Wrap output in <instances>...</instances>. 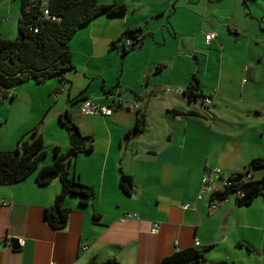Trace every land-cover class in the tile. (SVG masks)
<instances>
[{
  "label": "crops",
  "instance_id": "1",
  "mask_svg": "<svg viewBox=\"0 0 264 264\" xmlns=\"http://www.w3.org/2000/svg\"><path fill=\"white\" fill-rule=\"evenodd\" d=\"M100 1L123 3L127 11L101 15L80 28L69 43L73 69L15 88L11 102L4 104L25 103L26 109L16 121L9 109L3 122H12L6 137L11 147L42 117L38 133L45 144L48 125L55 120L64 129L59 118L68 113L79 132L91 138L92 148L76 151L66 169L93 189V198L81 206L77 196L68 195L66 226L56 230L45 212L61 190L58 178L40 185L31 174L0 185V264L109 259L160 264L175 251L205 245L212 248L203 264H264V194L245 206L229 197L214 209L209 194L197 199L206 171L218 168L227 178L245 172L254 159L264 161V0ZM20 5L21 0H0L1 37H16ZM134 28L143 33L136 48L123 54L111 47ZM208 32L217 33L209 44ZM226 50L227 75L209 79L210 69L222 73ZM196 55L194 64L188 57ZM201 68H206L202 79ZM193 85L212 97L206 108L202 98L184 93ZM168 86L180 92L165 91ZM116 99L137 109L79 112L86 102L114 105ZM138 119L144 126L136 131ZM70 134L54 135L51 149L66 154L72 148ZM122 174L132 177L129 195L119 185ZM250 174L251 180H263L264 166ZM185 203L190 207L184 209Z\"/></svg>",
  "mask_w": 264,
  "mask_h": 264
},
{
  "label": "trees",
  "instance_id": "2",
  "mask_svg": "<svg viewBox=\"0 0 264 264\" xmlns=\"http://www.w3.org/2000/svg\"><path fill=\"white\" fill-rule=\"evenodd\" d=\"M44 2L48 15L43 12ZM126 11V5L120 2L105 4L100 0H21L16 37L5 39L0 36V104L5 98L14 97L12 92L21 86L19 84L28 81L42 83L54 76L62 77L64 72L72 70L69 43L75 33L101 15L117 17L124 15ZM142 35L141 28L127 29L117 41L111 43V47L121 49L124 54L141 43ZM200 92L199 87L193 85L184 93L192 99L203 98L204 95ZM59 123L69 133L79 131L68 113L59 118ZM39 126L21 137L15 150H0V185L23 181L31 174H34L35 181L40 185L58 178L61 190L53 204L47 208L45 220L53 229L61 230L66 226L69 213V209L64 205L66 197L77 196L79 204L86 206L92 200L94 193L89 185L76 177L69 176L63 163L65 154H59L58 147H54L52 151L53 161L41 165L46 154L42 134L38 133ZM143 126V120L138 119L135 130L138 131ZM88 139L87 146L77 151L91 150L92 140ZM263 166L262 159L252 160L245 172L231 173L227 178L230 184L223 192L214 196L220 201L233 197L237 205H249L255 197L264 194V187L261 184L264 179L243 180L242 177L252 169ZM119 185L125 194H131L132 177L122 174ZM237 190H240L241 196L237 195ZM211 248V245H205L178 250L163 258L160 264L204 263L206 253ZM87 264H118V262L115 259L101 263L91 260ZM209 264L229 263L217 261Z\"/></svg>",
  "mask_w": 264,
  "mask_h": 264
},
{
  "label": "built area",
  "instance_id": "3",
  "mask_svg": "<svg viewBox=\"0 0 264 264\" xmlns=\"http://www.w3.org/2000/svg\"><path fill=\"white\" fill-rule=\"evenodd\" d=\"M34 1V0H32ZM46 3H43V12L45 15H48V9L45 7ZM217 33L214 32H208L205 34V41L206 43H209L211 40H213L216 37ZM165 91H172L175 93H179L180 89L178 87H172L168 86L165 88ZM212 97L204 96L202 98L201 106L206 108V106L210 105L212 103ZM122 108L129 111H133L137 109V105H134L130 102L122 101L120 99L114 100V105H100L95 102H86L83 105L79 107V112L85 115H93V114H105L109 115L113 112L115 108ZM228 178V177H227ZM221 176L220 169L213 168L209 171H206L205 174L202 177V185L199 194L197 195V199L202 198L203 193H207L210 195V208L214 209L219 203L227 200V198L223 201H220L215 197L214 195L219 192H223L224 188L230 184L228 179ZM243 180H249L251 178L250 173H245V175L242 177ZM237 195L241 196L240 190H237ZM190 207V204L185 203L183 205L184 209H187ZM129 216V215H126ZM157 231V224L154 225L152 228V232ZM19 246L23 245V241L18 240ZM50 264H56L54 262H51Z\"/></svg>",
  "mask_w": 264,
  "mask_h": 264
},
{
  "label": "rangeland",
  "instance_id": "4",
  "mask_svg": "<svg viewBox=\"0 0 264 264\" xmlns=\"http://www.w3.org/2000/svg\"><path fill=\"white\" fill-rule=\"evenodd\" d=\"M261 23H263L262 24V28L264 29V16L262 17V20H261ZM167 27L169 28V26H170V23L169 22H167ZM205 26H207V22H205ZM176 28H177V30L180 32L181 30L178 28V26H176ZM165 31H167L166 29H165ZM168 33V32H167ZM208 48V47H207ZM209 49H207V51H208ZM220 50V49H219ZM193 56H190V57H188L189 58V60H193V63L195 64L196 63V61H197V55L194 57V58H192ZM213 59V58H212ZM196 66V65H195ZM210 66H211V64H210ZM223 70H222V73L220 72V70L221 69H218V70H216L215 69V72H213V73H211V69L210 70H208V78L209 79H212V78H214V77H218L219 75H221V77H223V75H227L226 74V72H227V50H226V54H225V57H224V63H223ZM203 68V67H202ZM200 69V72L199 71H197V74L200 76V78L202 79L203 78V76L205 75V73H204V71H206L205 69ZM210 68H212V67H210ZM23 84V83H22ZM22 84H19V86L21 85L22 86ZM202 91L204 92V94H205V92H207V87H206V82H203V84H202ZM11 100H12V98H10V97H8V98H5L3 101H2V103L0 104V148H3V149H6V148H9V149H12V150H14L16 147H14V146H17L18 145V141H16L15 142V144L13 145V146H11V147H8V142H7V134H9V133H11L12 132V122H10L9 123V125H5L3 122H5V114L6 113H9V109H12V113H11V115H12V119H11V121H16V120H18V119H15V118H21L22 116H23V111L26 109V105H25V103H20V104H4V102L5 101H9V102H11ZM6 103H8V102H6ZM10 105H13L12 106V108H10L11 106ZM46 114V112L43 114V116ZM52 117V114H50L48 117H47V119H46V121H49L50 120V118ZM42 118V117H41ZM39 119L38 120V122L37 123H39L40 125H41V127H42V123H40L41 122V120L42 119ZM51 120H53V118L51 119ZM54 121V122H53ZM52 121V123H50V125H48V133L46 134V140H45V144H44V151L45 152H47V154L48 155H46V157H44V159H42V161H41V165L42 164H49V163H51L52 161H53V156H52V154H53V149H51L52 147H51V145H52V143L50 142V140H51V138L54 136V135H56V134H58V133H64V135H65V133H67L68 131H67V129H63V128H61L60 127V129L58 128V126H57V123H55L56 121L55 120H53ZM53 124L55 125V126H57V127H52L53 126ZM33 128H35V127H33ZM41 130H42V128H41ZM62 136V137H65V136ZM31 136V135H30ZM68 138H69V140H70V137L68 136ZM50 145V146H49ZM66 154L68 153V151L67 152H65Z\"/></svg>",
  "mask_w": 264,
  "mask_h": 264
},
{
  "label": "water",
  "instance_id": "5",
  "mask_svg": "<svg viewBox=\"0 0 264 264\" xmlns=\"http://www.w3.org/2000/svg\"><path fill=\"white\" fill-rule=\"evenodd\" d=\"M87 141H88V137L83 136L79 131L72 132L70 134V142L72 144V148L68 151L67 154H65L63 163L65 164L68 160H70L78 149L84 148ZM261 184L264 187V182H262ZM12 241L16 242L17 239L14 240L12 239ZM13 248L15 247L13 246ZM200 264H203V262H201Z\"/></svg>",
  "mask_w": 264,
  "mask_h": 264
}]
</instances>
